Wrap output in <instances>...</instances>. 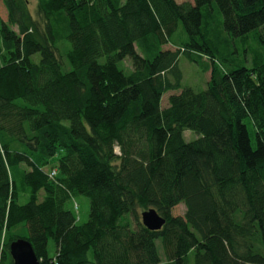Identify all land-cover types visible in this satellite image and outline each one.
Instances as JSON below:
<instances>
[{
	"label": "trees",
	"instance_id": "1",
	"mask_svg": "<svg viewBox=\"0 0 264 264\" xmlns=\"http://www.w3.org/2000/svg\"><path fill=\"white\" fill-rule=\"evenodd\" d=\"M215 4L230 37L264 49V0H38L37 20L0 0V264L19 238L41 264H264V60L216 64ZM164 31L186 51L163 49ZM181 54L211 70L206 90L182 87Z\"/></svg>",
	"mask_w": 264,
	"mask_h": 264
},
{
	"label": "rangeland",
	"instance_id": "2",
	"mask_svg": "<svg viewBox=\"0 0 264 264\" xmlns=\"http://www.w3.org/2000/svg\"><path fill=\"white\" fill-rule=\"evenodd\" d=\"M178 3H184V2H192L193 0H176ZM29 7H30V11L32 13V15L35 17V19L37 20V18H40L38 15V0H27ZM215 8H217L216 4H215ZM3 10V8H2ZM1 15V14H0ZM216 15L217 18L220 20L221 22V26H222V22H223V16L220 13V11L218 10V8L216 9ZM1 17L6 20V17H4L3 15H1ZM16 30V28H15ZM221 34L219 37L221 38V40L224 41V43L226 44V46L228 48L223 49V51H221V53L218 56V61H217V65L219 67H221L222 70H232V69H236V68H240V67H247V68H251L254 64V60H253V55L256 51L260 52L263 55V60H264V49L262 48V46L260 45V43L255 40L253 38V34L252 36L245 40L244 38H232L230 37L225 31L223 26L220 28ZM164 33V37L167 39V41H170L169 43H167L166 46L163 47V49L165 50H179L181 53H184L186 50L184 47L181 46H177L174 45L175 43H178L180 41H178V39H180L182 36H180L179 31L177 32V34L173 35L175 36V39L171 41V37L167 32H163ZM224 44V45H225ZM65 46V45H62ZM69 48V46H68ZM64 51H62L61 53H59V55L61 54L62 56H64L63 58L61 57V60H65V67L64 70L68 71L71 69L68 61H67V57L64 55ZM37 59V58H36ZM204 61H209L208 57H203ZM119 68L123 69L124 72L126 74H130V72L133 70V66L130 60H125L120 62L119 64ZM178 66L180 68V70L183 73V80H182V87L183 88H187L190 87L192 88L194 91L196 92H201L206 90L207 86H208V82L211 78V70L209 71H204L199 65H197L194 62H191L187 59L186 56H184L183 54H181V56L179 57V61H178ZM178 91H173V92H168L163 96L162 99V108H165L169 105V96L173 95V94H177ZM245 123L248 126L249 132L251 134V138H252V144L253 146L256 145V129L252 124V121L247 119L245 120ZM199 137V135L193 131L187 130L184 133V138L186 140V142H191L195 139H197ZM23 169H28L26 166H22ZM51 166H48L47 168H43L46 172H49L53 169H51ZM43 197V194H41V198ZM76 203H78L79 206V216L81 219V223L87 222L89 219V214H90V201L88 198L84 197V196H77L76 198ZM24 202V201H22ZM71 207L72 204L70 205ZM186 213V207L184 204H180L178 206H176L173 211H172V215L174 217H178V216H184ZM76 214V212H75ZM159 250L161 253V257L163 258V263H165L166 259L165 256L163 254V250L161 248V244L159 242ZM57 252V247L56 244L54 243L53 240L49 241V245H48V254L50 257H54L56 255Z\"/></svg>",
	"mask_w": 264,
	"mask_h": 264
},
{
	"label": "water",
	"instance_id": "3",
	"mask_svg": "<svg viewBox=\"0 0 264 264\" xmlns=\"http://www.w3.org/2000/svg\"><path fill=\"white\" fill-rule=\"evenodd\" d=\"M141 219L143 225L150 231H160L165 225V219L156 209L144 211ZM10 254L13 264H41L30 241L23 238L10 244Z\"/></svg>",
	"mask_w": 264,
	"mask_h": 264
},
{
	"label": "built area",
	"instance_id": "4",
	"mask_svg": "<svg viewBox=\"0 0 264 264\" xmlns=\"http://www.w3.org/2000/svg\"><path fill=\"white\" fill-rule=\"evenodd\" d=\"M115 152H116V154H120V148H119L118 145L115 146ZM47 173H48V175H49V177L51 179L55 178V176L57 175V171L56 170H51V171H49Z\"/></svg>",
	"mask_w": 264,
	"mask_h": 264
}]
</instances>
